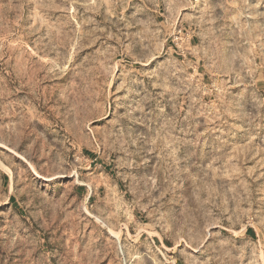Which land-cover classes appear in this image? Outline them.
I'll use <instances>...</instances> for the list:
<instances>
[{"label":"rangeland","instance_id":"1","mask_svg":"<svg viewBox=\"0 0 264 264\" xmlns=\"http://www.w3.org/2000/svg\"><path fill=\"white\" fill-rule=\"evenodd\" d=\"M0 264H264V0H0Z\"/></svg>","mask_w":264,"mask_h":264}]
</instances>
